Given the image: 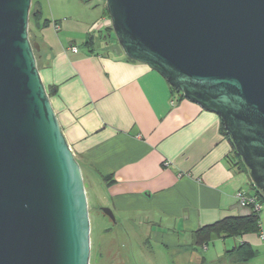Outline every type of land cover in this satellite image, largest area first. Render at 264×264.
<instances>
[{
	"label": "water",
	"instance_id": "95a60500",
	"mask_svg": "<svg viewBox=\"0 0 264 264\" xmlns=\"http://www.w3.org/2000/svg\"><path fill=\"white\" fill-rule=\"evenodd\" d=\"M103 1L124 55L217 114L264 195V0ZM30 7L0 0V264H89L81 167L40 77Z\"/></svg>",
	"mask_w": 264,
	"mask_h": 264
},
{
	"label": "crops",
	"instance_id": "0c3cea01",
	"mask_svg": "<svg viewBox=\"0 0 264 264\" xmlns=\"http://www.w3.org/2000/svg\"><path fill=\"white\" fill-rule=\"evenodd\" d=\"M32 2L40 11L39 34L33 29L40 77L96 205L109 207L122 231L138 233L147 252L159 247L163 256L153 257L159 264H264L259 232L212 235L205 248L194 244L198 228L252 212L235 198L237 190L255 191L229 164L231 145L218 115L174 93L148 65L127 59L115 40L86 47L94 22V34L111 27L104 8L80 26L52 11L42 19V3ZM242 242L255 250L247 261L233 250Z\"/></svg>",
	"mask_w": 264,
	"mask_h": 264
},
{
	"label": "rangeland",
	"instance_id": "374dc122",
	"mask_svg": "<svg viewBox=\"0 0 264 264\" xmlns=\"http://www.w3.org/2000/svg\"><path fill=\"white\" fill-rule=\"evenodd\" d=\"M31 0L30 14L33 4ZM42 3V19H51V11L54 17L64 20L65 18H77L81 26L83 22L90 23L99 19L101 10L104 8L103 0H40ZM76 16V17H75ZM96 23V22H94ZM33 22L29 18V39L34 41L35 35ZM111 40H114L111 31ZM84 181V187L88 190L87 201L90 219V258L89 264H159L153 257H162L159 247H152L150 252L143 248L139 241L140 237L135 232L122 231L119 223L112 222L105 216L96 201L92 198L89 183ZM87 194V193H86ZM104 207V206H102ZM118 222V221H117ZM233 239L227 240L232 244ZM213 242L208 243V247ZM161 251V253L159 252ZM161 262V261H160Z\"/></svg>",
	"mask_w": 264,
	"mask_h": 264
},
{
	"label": "trees",
	"instance_id": "16d2710c",
	"mask_svg": "<svg viewBox=\"0 0 264 264\" xmlns=\"http://www.w3.org/2000/svg\"><path fill=\"white\" fill-rule=\"evenodd\" d=\"M105 9V7H104ZM105 13L108 16V13L105 9ZM109 17V16H108ZM30 20L33 22V24H37L40 20V11L39 9L35 8L33 6L32 12L30 14ZM46 23V22H45ZM43 23V24H45ZM111 31L112 28L109 27V30L106 32H98L96 34L94 33H88L86 40L84 41V45L86 47H93L96 41L105 39L110 41L111 40ZM110 34V36H108ZM34 41H37V38H34ZM115 42L117 43L115 37H113ZM38 43V41H37ZM118 44V43H117ZM39 45V43H38ZM40 46V45H39ZM119 46V45H118ZM91 52H93V48H90ZM37 65L39 68V65L41 64L40 61V47L37 50H34ZM128 59V58H127ZM130 60V59H129ZM171 89L174 93H179L181 96L182 94L175 90L172 86ZM52 93L51 89H48V94ZM220 130L221 133L229 140V137L224 129L223 123L220 120ZM231 145V150H230V155H229V164L231 168H233L236 172L238 173H244L248 176V171L247 168L245 167L244 163L241 161L240 156L236 153L232 143L230 142ZM249 178V177H248ZM107 180V178H106ZM252 187L254 188L255 193L252 194L256 201L258 200L259 202L264 201V195L255 188V186L252 184ZM258 202V203H259ZM252 208V212L243 215V216H229L225 217L221 220H218L212 224H208L205 226H202L195 230L193 232V237H194V244L199 247L206 246L207 243H209L211 236L216 235V236H223V237H230V236H240L246 233H257L260 230V216L259 213L253 210L252 205H249ZM234 252L236 255L240 258L242 261H247L251 259L255 253V250L251 247V245L247 242H242L240 243L237 247H235Z\"/></svg>",
	"mask_w": 264,
	"mask_h": 264
},
{
	"label": "built area",
	"instance_id": "2783aa9c",
	"mask_svg": "<svg viewBox=\"0 0 264 264\" xmlns=\"http://www.w3.org/2000/svg\"><path fill=\"white\" fill-rule=\"evenodd\" d=\"M109 25L111 26L110 19H109ZM98 28H99V23L96 22L92 25L90 32L95 33L98 31ZM71 50L77 51V47H71ZM235 198L241 206L252 205L254 211H256L257 213L260 212L261 205L256 201L255 197L252 194H248L247 192L242 190H237L235 192ZM258 237L264 242V232L261 229L258 233ZM203 248H205V246H203Z\"/></svg>",
	"mask_w": 264,
	"mask_h": 264
}]
</instances>
